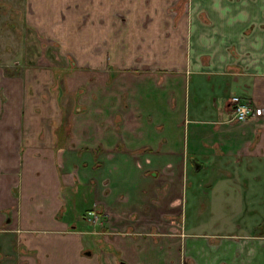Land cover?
<instances>
[{"label": "crops", "instance_id": "0c3cea01", "mask_svg": "<svg viewBox=\"0 0 264 264\" xmlns=\"http://www.w3.org/2000/svg\"><path fill=\"white\" fill-rule=\"evenodd\" d=\"M141 1L133 28L118 35L130 57L108 58L109 30L86 32V78L108 62L100 80L86 79L91 114L101 115L86 121L83 138L41 127L12 133L23 101H0L9 111L0 133V264H264V124L254 112L264 108V0H183L169 15L162 11L179 0ZM89 13L107 18L108 9ZM233 96L252 117L231 119ZM66 147L84 151L85 209L101 214L100 232L60 215L78 184L60 167ZM240 219L255 224L245 229ZM206 221L228 231H197Z\"/></svg>", "mask_w": 264, "mask_h": 264}, {"label": "rangeland", "instance_id": "374dc122", "mask_svg": "<svg viewBox=\"0 0 264 264\" xmlns=\"http://www.w3.org/2000/svg\"><path fill=\"white\" fill-rule=\"evenodd\" d=\"M103 1L105 5L101 4L100 0L95 2L94 0H0V101L5 102L11 96L9 100L21 101L22 99L24 104V108L21 103L19 104L22 108L18 109L16 112L18 114L11 122L12 133L37 132L41 127L38 132L77 134L83 138L87 134L86 121L100 117V109L91 108V114V98L89 99L85 92V85L86 79L89 81L94 78L101 79L98 72L103 69L108 60L99 61L94 77L86 78L85 69L90 64V61H86L84 57L83 41L86 35L88 36L86 32L89 33L93 29L95 33V26L104 28L105 31L109 30L107 36H110L111 45L108 58L113 56L118 61V57L119 59L130 57L129 55L133 53L132 45L123 44L122 35L120 38L118 35L128 31L129 27L133 28L134 1L144 7L147 6L146 2L141 0H130L127 3L125 0ZM183 3V0H179L174 5L169 4L162 12L168 15L173 13L168 10V6L170 9L176 6V12L181 11L184 7ZM101 5L108 9L107 18L99 15L100 18L95 20L89 11L91 8L96 10L97 6ZM145 21H148L147 18ZM90 25L93 27L91 28ZM100 49V45L94 47L95 55L93 56H99ZM92 62L94 63L95 60ZM132 67L133 62L130 69ZM109 80L111 81V77ZM16 105L11 109L12 111L15 110ZM2 107L3 103L0 104V133H6L8 130L2 125L1 119H6L9 111ZM23 121L24 124L26 121L29 123L25 130ZM66 149L61 155L60 167L63 171L64 169L72 171L78 178V184L74 189V196L70 193L66 194L65 200L69 201L70 196L73 203L69 202L60 215L71 224L79 225L77 229L88 230L90 224L83 223L80 216L83 210L90 206V199L84 195L83 187V178L86 176L83 169L89 170V166L84 167L81 162L84 160V151H80V155L78 153L74 155L72 151H68L67 147ZM68 178L70 179L69 175ZM96 213L99 214V219L91 225L100 232L101 214L97 210ZM182 221L185 223L184 220ZM218 222H220L219 227L216 222L213 226L207 221L204 222L205 226H201L200 222L196 230L228 231L227 226L222 225V221ZM234 223L246 225L245 229L249 226L252 228L255 224L254 221L245 219ZM161 226H164L163 222L161 224L157 222L156 228L163 229ZM261 226L255 227L254 230H259ZM230 229L234 230V227ZM97 230L91 233L98 234Z\"/></svg>", "mask_w": 264, "mask_h": 264}, {"label": "built area", "instance_id": "2783aa9c", "mask_svg": "<svg viewBox=\"0 0 264 264\" xmlns=\"http://www.w3.org/2000/svg\"><path fill=\"white\" fill-rule=\"evenodd\" d=\"M231 103V119L234 121H243L246 120L253 115L252 108L247 104L246 101L233 96L230 98ZM258 112V115L262 119V123L264 124V108H257L254 112ZM99 219V214L96 213L94 209L88 210L83 215V220L95 224Z\"/></svg>", "mask_w": 264, "mask_h": 264}, {"label": "trees", "instance_id": "16d2710c", "mask_svg": "<svg viewBox=\"0 0 264 264\" xmlns=\"http://www.w3.org/2000/svg\"><path fill=\"white\" fill-rule=\"evenodd\" d=\"M85 212V211H84ZM84 212L81 214V218L83 217V215H84Z\"/></svg>", "mask_w": 264, "mask_h": 264}]
</instances>
